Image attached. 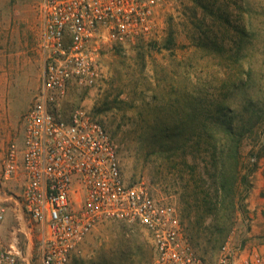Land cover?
<instances>
[{"label":"rangeland","instance_id":"obj_1","mask_svg":"<svg viewBox=\"0 0 264 264\" xmlns=\"http://www.w3.org/2000/svg\"><path fill=\"white\" fill-rule=\"evenodd\" d=\"M40 3L0 0V173L8 148L23 146L24 117L42 83ZM182 86L186 91L180 92ZM182 100L202 117H179ZM59 103L53 111L63 118L83 109L104 125L117 146L125 182L144 184L158 200L171 203L184 239L201 258L216 263L227 243L237 255L264 247V151L256 157L264 139V0H172L154 36L104 49L96 84L70 87ZM216 110L225 116L234 110L237 124L252 110L262 112L263 121L243 143L239 179L248 176L249 184L241 179L237 188L245 200L214 247L208 240L220 237V226L213 216L205 217L206 190L199 189L211 181L210 166L205 170L209 159L188 156L194 170L184 167L178 142L190 134L178 130L184 122L210 119ZM1 195L10 197L3 242L39 264L36 238L19 201L21 188L15 182L0 186ZM152 257L143 227L104 219L76 245L71 264H142Z\"/></svg>","mask_w":264,"mask_h":264},{"label":"built area","instance_id":"obj_2","mask_svg":"<svg viewBox=\"0 0 264 264\" xmlns=\"http://www.w3.org/2000/svg\"><path fill=\"white\" fill-rule=\"evenodd\" d=\"M172 0H41L39 50L42 83L24 117L21 149L11 145L0 186L21 188L28 231L39 264H71L76 245L102 220L135 223L148 233L153 257L142 264H264L257 250L237 255L225 244L216 263L201 258L184 239L175 207L144 184L125 182L111 134L83 109L55 114L70 87L92 88L104 49L127 47L154 36ZM9 198L0 196V264H30L4 243Z\"/></svg>","mask_w":264,"mask_h":264},{"label":"trees","instance_id":"obj_3","mask_svg":"<svg viewBox=\"0 0 264 264\" xmlns=\"http://www.w3.org/2000/svg\"><path fill=\"white\" fill-rule=\"evenodd\" d=\"M186 91V87H181V91ZM185 97V96H184ZM187 101L178 102L179 117H196L199 119L201 112L195 107H190ZM247 110V109H246ZM249 112V111H247ZM229 116H225L220 111H215L208 120H199L187 124L182 123L183 128L178 130V135L190 134L184 141L178 142V155L182 157V165L188 169L194 170L193 165L185 161V157L190 156L192 160L201 155L207 156L209 161L206 163L211 168V181L208 187L202 193L206 199L205 217L213 216L220 228L219 238H210L208 243L216 247L223 239L221 233L232 226L235 218L236 207L242 200L241 194L237 188L238 181L248 183V176L240 178V169L242 165V148L246 134H253L255 129L262 123V112L250 111L249 116L241 118L242 123L237 124L234 121V110H230ZM221 114V115H220ZM194 138V139H191ZM264 151V139L262 146L256 153L257 159L262 157ZM209 169V168H208ZM253 170H251L252 172ZM247 185V184H246ZM191 207V205L189 204ZM193 232V229H191Z\"/></svg>","mask_w":264,"mask_h":264},{"label":"crops","instance_id":"obj_4","mask_svg":"<svg viewBox=\"0 0 264 264\" xmlns=\"http://www.w3.org/2000/svg\"><path fill=\"white\" fill-rule=\"evenodd\" d=\"M67 119H69V118H67ZM259 248H260V249H255V248H254V249L257 250L260 254L264 255V254H263V253H264V250H263L264 247H259ZM245 254H246V250H244V251L242 252L241 256L244 257Z\"/></svg>","mask_w":264,"mask_h":264}]
</instances>
